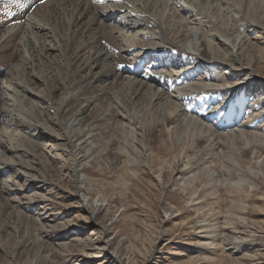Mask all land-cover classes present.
Here are the masks:
<instances>
[{"label": "bare ground", "instance_id": "obj_1", "mask_svg": "<svg viewBox=\"0 0 264 264\" xmlns=\"http://www.w3.org/2000/svg\"><path fill=\"white\" fill-rule=\"evenodd\" d=\"M253 1L256 0H24L19 3L0 0V264L9 259V254L19 260L18 264H65V258L75 257V249L84 241L81 235L70 238L69 221L61 222L62 215L52 208L53 184L35 183V177H43L47 182L53 179L49 172L58 169L57 164L54 166L56 161L62 163L44 149V146L50 148L48 144L59 147V136L67 140L63 148L73 157V164L76 163L72 176L81 184L79 199L95 214L96 210H102L104 201L111 203L105 187L114 195L120 191L129 196L142 191L138 189L143 187L137 183L139 180L145 185L154 184L150 187L156 189L161 174L155 176V183L153 178L146 181L145 176L150 178L152 174L145 171V163L156 173L163 172L165 178L175 174L183 179L193 171H189L192 165L181 168L184 162L175 160L179 143L170 139L175 125L185 121L189 111L196 110L184 102L185 98L191 100L201 91L207 92L210 99H199V103L212 102L214 108L201 117L205 134L196 139L198 149L205 143L224 147L227 139H238L235 129L228 130V135L222 131L230 127L234 116L233 123L236 122L237 115L245 108L264 115V79L237 60L252 62L256 45L251 39V29L258 26L264 32V0ZM215 16L234 17L237 28L224 29L223 36L246 33L238 47L237 41H233L234 49L238 48L237 59L235 56L227 59L232 51L230 44L209 31L206 19ZM176 19L180 27L186 28L183 34L172 27ZM209 22L215 30V22ZM244 24L246 28L242 31ZM200 29L202 36L213 35L221 50L216 52V47L206 38L201 39L204 47L201 53L195 52L199 46L187 45V39L196 36ZM255 52L260 54L264 66V46L259 45ZM185 55L192 56L190 61L186 59L187 63L183 59ZM144 62L151 69L142 70L139 66ZM223 68H231L230 75L223 74ZM204 70H210V74H196ZM242 74L249 77L246 80L242 77L240 83L242 79L236 78ZM208 85L212 87L207 88ZM182 105L186 107L179 111ZM151 112L154 125L150 121L144 135L145 119ZM186 122L189 125L191 120ZM239 126L245 130L240 133L248 143L251 139L247 132H259L254 137L261 144L254 149L255 158H261L264 126L247 120ZM112 131L118 136L111 140L109 151L97 162L100 144ZM146 144H149L147 150ZM92 145L96 149L91 151ZM78 150L82 154L80 158ZM193 152L188 153L189 160ZM247 154L245 151L243 155ZM91 158L95 160L93 166L100 169L82 167ZM101 161L110 164L101 168ZM160 165L167 170L161 171ZM248 165L255 167L251 159ZM215 169L218 171L219 166ZM86 171L95 175L99 172L97 177L101 175L104 180L106 175L116 177L113 183L100 181L95 189L91 178L76 176L84 172L90 177ZM259 172L264 183V166ZM248 174L239 172L233 177L242 179ZM217 187L215 184L209 192L200 193L198 199L215 195ZM93 188L106 195L91 197ZM255 192L261 195L260 190ZM239 196V202L248 205L255 202L264 208V199L253 194ZM239 204L236 202L232 208ZM247 204L242 205L244 211ZM254 206L248 208L250 214ZM245 213L241 212L234 221L231 218L235 228L244 230L245 224L249 225ZM261 229L264 231V224ZM55 230L63 232L56 234ZM120 262V258L112 261ZM133 264H138L137 260Z\"/></svg>", "mask_w": 264, "mask_h": 264}, {"label": "rangeland", "instance_id": "obj_2", "mask_svg": "<svg viewBox=\"0 0 264 264\" xmlns=\"http://www.w3.org/2000/svg\"><path fill=\"white\" fill-rule=\"evenodd\" d=\"M253 2L252 4L254 5L255 2L257 3V0ZM240 8L243 9V6H240ZM223 12L225 11H222V13ZM211 15H213V13ZM209 19H206V22L209 23V31H212L213 35H216L231 46L232 51L228 53L226 58L230 59L235 56V59H237L236 50L239 46L238 43L241 38L243 39V37H245L246 33L238 32L234 34L233 37L222 35L226 29L228 31L232 29L233 31L237 28V26L235 27L233 16H230L228 19L222 17L217 18L216 16L211 18V20ZM209 21L215 22V30L212 29V24ZM173 24L172 27L174 29L177 28L181 30V32L178 31L177 33H184L186 28L180 27L181 23H179L178 19H176ZM245 28L246 25L244 24L241 30L243 31ZM261 31L262 30L258 28V26L251 29V39L256 45L253 50L254 59L252 62L249 63L247 59H242V61L239 59L237 60L243 64V67L248 66L247 68H249L253 74L256 72L261 79H264L263 62L259 57L260 54L255 52L259 45L264 46V32ZM220 32L222 33L220 34ZM200 35H203V29H200L196 36L187 39V45H191L192 47H195L193 45L199 46V50L197 51V48H195V52H202L204 47L201 46V39L205 38L216 47V52L217 50H221L216 42H214L213 35L211 37H199ZM138 37L140 38V36ZM145 39H147V37ZM233 41H237V47H235V49ZM211 48L213 49V47ZM12 51L13 49L11 52ZM211 51L213 54L214 51ZM190 52L193 53V51ZM230 54H232V56ZM185 56L186 58L182 57L187 63L191 60L192 56ZM186 59H188V61ZM146 62H144L142 66H139L142 70L151 69V66L147 67ZM167 62L169 61L167 60ZM254 65L256 67H254ZM223 66L226 67L225 65ZM177 67H179V65ZM172 68L173 66L171 69ZM189 70H192V68ZM230 70L231 68H223L222 73L230 75ZM178 71L179 70H177V72ZM209 71L210 70H204L202 72H196V74L207 73L209 75ZM172 74H175V72ZM242 75L237 77L236 80L242 79V77L246 80L249 77V75L246 77V74ZM196 78H200L199 75H196ZM243 79L240 80V83L243 82ZM210 87L212 86H207V88ZM202 92L203 91L191 100H186L184 97V102L186 104L189 103V107L196 110L189 111L187 113L189 116H186L185 121L178 124V126L177 124L175 125L176 127L173 130V135L170 137L171 140L173 138V140L179 143V151L178 155H176L177 157L175 156V160L184 162L180 165L181 168L192 165L189 171L192 169L193 171H190L183 179L180 175L175 176V174H173L171 178H165L162 176L163 172L156 173L154 168L151 169L149 164L145 163V171L152 174L150 178L149 176H145L146 181L153 178L152 181L154 180L155 183V176L161 174V176H159L160 180H156V183H158L156 189L150 187L154 184L150 185L147 183L145 185L144 181L139 180L137 183L143 187L138 189L142 191L136 189V193H131L129 196L122 194L120 191L114 195L112 191H109L108 187H105L104 189L108 195L107 198L111 203L104 201L102 210L100 212L96 210L95 214H92V209L86 207L84 202H81L79 199V186L81 184L72 176L73 167L76 166V163L73 164V157L71 158L63 148V144H65L67 140L59 136V147L53 146V144L47 145L50 148L44 146V149L47 151L46 154L54 157L56 156L58 160H62V163L56 161L54 166L57 164L58 169L53 166L54 169H51L52 171L49 172L50 175L53 176V179L50 178L51 180L47 182L43 181V177H35V183L53 184L54 189L52 192L54 193L53 198L55 202L52 208H57L54 211L62 215L61 222L66 223L69 221L67 230L69 231L70 238H79V235L84 238L79 248L75 249L76 256L66 257L65 264H97L99 261H103L102 264H133L136 260L138 264H264V231L261 229V225L264 224V208H261L259 206L260 204L255 202H252L250 205L239 202V195L241 193L253 194L257 199H264V183L259 172V169L264 166V155L262 154L261 158L256 159L255 156L257 152L254 149L256 145L261 144L260 142L258 143L259 139L254 137V133L259 132L255 130L248 131L247 134H249V139H251L250 141L248 140V143L246 142V137L240 133L242 132L241 130L245 133V130L243 127L239 126L243 124V121L246 122V120L247 122L252 121L256 122L259 126H264V115L259 112L255 113V111L251 112L248 108H245L244 111H241L242 113L239 112V115H237L236 122L233 123L235 116L231 119V122L229 121L230 127H228L227 130H223L224 132L218 130L219 132L222 131V134L228 135L229 131L235 129L239 134L238 139H227L226 146L224 147L218 148V146L205 143L200 146L199 149L198 147L195 148L197 143L196 139L205 134V122L201 117L214 109L211 104L212 102L207 104L205 102L199 103L202 99H210L207 92ZM172 94H174V92H172ZM93 106L94 105L89 107L88 113L92 111ZM184 107H186V105L179 107V111ZM230 107L231 106H228V109ZM53 114L55 115V112ZM153 117L152 112L146 117L147 119H145V121H147L144 123L143 127V130H145L143 131V133L145 132L144 135L148 132L146 130L149 129L148 125H150L149 122L153 120ZM187 120H191L189 125L186 122ZM150 123L154 125L153 121ZM184 124H187V126ZM110 134L108 139L104 138L100 144L99 152L96 155L97 162L101 159L100 157L102 155L109 151L111 140L118 136V134L113 131L110 132ZM74 141L76 142L75 138ZM145 142L147 143V141ZM148 147L149 144H146L145 149L147 150ZM93 149H96V145H92L89 148L91 151ZM193 150L194 154L191 153L192 155H190L193 156V158L189 160L190 157L188 153ZM79 151L80 150L77 151V155ZM245 151H248L246 156L243 155ZM148 154L147 152L145 156L148 157ZM81 156L82 154H79V158ZM249 159L255 163V167H250L248 165ZM103 161H101V168H107L110 163ZM190 161L193 162V164L189 163ZM49 163L52 165L51 160ZM64 163L65 166L62 168ZM94 163L95 160L93 162L91 158L87 162L84 161L82 167H91L94 170L100 169L93 166ZM71 165L72 169H70ZM216 166H219L218 171L215 169ZM160 169L164 171L167 170V167L160 165ZM79 171H81V169ZM86 172L88 174L90 173L89 171ZM219 172L223 174L226 172L227 175L219 174ZM239 172L240 174H249L248 176H244L242 178L243 180L239 179V177H233L234 173ZM98 174L95 175L91 173L89 174L90 177H86L84 172H79L76 176L91 178L95 189L98 187L100 181L105 183L112 182L116 177L114 175H106L104 177H106L107 180H104L100 177L101 175L97 177ZM215 184L218 185V191H216L215 195L211 197L207 195L205 198L198 199L200 193L209 192L208 189ZM257 189L261 191V195H258L259 192H255ZM86 193L89 194V191H86ZM101 194L98 193L97 190H94V192L91 193L92 196H90L93 197V195H95V197H99L100 195L103 196L105 193L103 194L101 192ZM112 195L114 196L111 197ZM88 199L89 198H86V201H88ZM185 199L186 201L184 202ZM236 202L240 203L239 206L232 208ZM245 204H247V210L244 211L242 205ZM251 205L255 206L253 213L250 214L248 208ZM37 211L35 210V212ZM241 212H246V215L243 216H246L249 222V225L245 224L246 227H243L244 230L235 228V225L231 221V218L233 221L236 217L240 218ZM48 213L51 212L48 211ZM227 226L229 229L225 228ZM79 229L83 231H78ZM60 232L63 231L55 230L56 234ZM61 236H63V234H61ZM99 238H102V242H99ZM117 258H120L121 262L112 263V261ZM15 259L16 261H14ZM4 263L18 264L19 260L15 256L13 259L12 255L9 254V259L7 258ZM20 263H23V261Z\"/></svg>", "mask_w": 264, "mask_h": 264}, {"label": "snow or ice", "instance_id": "obj_3", "mask_svg": "<svg viewBox=\"0 0 264 264\" xmlns=\"http://www.w3.org/2000/svg\"><path fill=\"white\" fill-rule=\"evenodd\" d=\"M14 3H19V0H13ZM43 2V0H41Z\"/></svg>", "mask_w": 264, "mask_h": 264}]
</instances>
